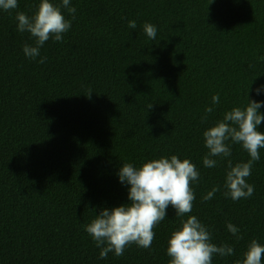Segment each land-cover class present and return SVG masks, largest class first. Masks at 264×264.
<instances>
[{
  "label": "trees",
  "instance_id": "1",
  "mask_svg": "<svg viewBox=\"0 0 264 264\" xmlns=\"http://www.w3.org/2000/svg\"><path fill=\"white\" fill-rule=\"evenodd\" d=\"M39 2L0 9V264H168L179 226L171 206L151 247L132 244L120 257L100 259L84 225L127 202L123 163L171 155L200 172L185 218L195 215L213 243L234 249L212 264H236L252 239L264 245V149L247 178L249 198L223 194L227 160L250 159L240 145L215 167L203 165L206 128L243 107L247 92L264 102V89L256 92L264 86V0H70L75 19L61 9L71 21L63 41L49 39L30 59L23 46L35 42L17 30L15 14L31 16ZM145 23L156 26L155 39ZM206 107L213 112L202 121ZM213 186L220 191L203 201Z\"/></svg>",
  "mask_w": 264,
  "mask_h": 264
},
{
  "label": "clouds",
  "instance_id": "2",
  "mask_svg": "<svg viewBox=\"0 0 264 264\" xmlns=\"http://www.w3.org/2000/svg\"><path fill=\"white\" fill-rule=\"evenodd\" d=\"M17 8L18 0H0V9L11 11ZM62 8L67 9L75 19L76 9L70 6V0H62L60 4L40 0L31 16L23 11L16 12L17 30L29 33L35 42V46L27 43L23 46L26 57L35 59L40 56V48L49 39L63 41V34L71 28V21L65 18ZM128 27L135 29L136 22L128 21ZM143 28L150 39L156 38V26L145 23ZM260 59L264 60V56ZM45 61L46 57H41L39 63ZM262 89L264 86L257 88V94ZM218 103L219 94L213 95L212 104ZM148 107L150 109L152 104ZM261 107H264V102L250 99L247 92V103L243 107L226 110L222 119L203 132L204 145L208 149L203 157L204 167H215L217 157H231L232 144L240 145L250 157L246 162L235 165L231 159L227 160L223 194L234 201L249 198L254 193V186L247 182V178L251 175L254 162L260 159V149H264V131L258 130L264 121V114L259 111ZM212 112L213 107H206L202 121H207V114ZM117 175L120 182L128 186L127 202L101 209L90 223L84 225L85 231L100 249V259H107L109 253L123 256L126 247L132 244L150 248L155 238L153 229L165 219L169 206L175 209L179 226L171 231L167 241L168 264H212L214 256L234 254L232 246L213 243L210 231L195 215L185 218L192 212L195 200L191 183L200 177V172L189 159L181 160L177 155H171L147 160L140 166L123 163ZM218 191L220 186H213L202 200H211ZM227 228L238 239L242 238L238 236L239 229L234 224L228 223ZM242 255L243 259L236 264H262L264 245L252 239Z\"/></svg>",
  "mask_w": 264,
  "mask_h": 264
}]
</instances>
